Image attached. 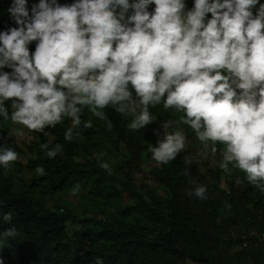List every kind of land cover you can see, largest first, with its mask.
<instances>
[{
    "label": "clouds",
    "instance_id": "9594fccd",
    "mask_svg": "<svg viewBox=\"0 0 264 264\" xmlns=\"http://www.w3.org/2000/svg\"><path fill=\"white\" fill-rule=\"evenodd\" d=\"M154 9L149 10V6ZM257 5L259 7L257 8ZM255 9V12L253 11ZM18 27L0 33V116L30 131L43 132L70 118L64 133L72 142L81 133L82 108L106 119L110 105L132 117L131 130L157 122L150 113H184L180 120L159 121L152 159L166 165L186 147L176 130L188 125L199 141L224 145L220 168L229 165L264 191V4L260 0H15L8 9ZM209 14L211 17L209 18ZM36 41L34 52L29 45ZM111 127V121H108ZM89 122L84 127H90ZM47 135V133H44ZM49 158L59 143L40 145ZM207 158V154H203ZM18 159L11 148L0 151L6 168ZM107 170L109 164L98 160ZM189 197L208 199L205 185L192 175L193 161L183 158ZM38 174L44 173L37 167ZM12 213L3 214L10 223ZM16 228H6L12 236ZM243 232L246 247L260 246L264 232ZM243 236L245 238H243ZM254 243H257L256 245ZM97 264H102L98 259Z\"/></svg>",
    "mask_w": 264,
    "mask_h": 264
},
{
    "label": "trees",
    "instance_id": "16d2710c",
    "mask_svg": "<svg viewBox=\"0 0 264 264\" xmlns=\"http://www.w3.org/2000/svg\"><path fill=\"white\" fill-rule=\"evenodd\" d=\"M57 2L71 5L75 0ZM14 3L0 0V33L18 27L8 11ZM38 3L28 0L29 9ZM185 3L191 8L194 0ZM36 43L29 45L30 51ZM5 104L11 115V101ZM103 111L106 119L82 108V123L74 127L81 135L72 142L64 139L73 127L70 118L43 132L32 131L34 156L25 164L32 173L28 183L14 175L22 169L23 149L1 130L12 121L10 115L7 120L0 116V151L11 148L18 154L11 166L0 165V264H97L98 259L102 264H264V243L243 247L241 239L243 232H264V191L233 165L222 172L228 186L222 189L218 173L224 147L215 145L216 169L210 170L203 153L193 152L187 143L174 161L162 165L152 159L157 142L153 129L162 120L179 121L184 113L165 109L161 101L150 106L157 122L131 130L130 115L119 114L111 105ZM85 122L91 126L84 127ZM178 127L189 128L182 123ZM48 141L63 146L55 158L40 147ZM185 156L193 161L192 175L207 187V200L186 195L191 185L183 175ZM98 160L109 168H101ZM147 162L158 188L134 181ZM37 167L44 173L38 174ZM71 188L81 191L74 206L67 200ZM6 212L12 213L10 223L3 220ZM68 224L79 227L69 234ZM13 226L16 233L6 236L5 229Z\"/></svg>",
    "mask_w": 264,
    "mask_h": 264
},
{
    "label": "rangeland",
    "instance_id": "374dc122",
    "mask_svg": "<svg viewBox=\"0 0 264 264\" xmlns=\"http://www.w3.org/2000/svg\"><path fill=\"white\" fill-rule=\"evenodd\" d=\"M6 129V130H5ZM1 130H5L7 132L8 135L13 136L16 141L20 144V146L23 149V153L19 156V160L22 163V169L18 170V171H14V175L23 180L24 182L28 183L30 181L31 178V171L25 167V164L27 162L28 159L33 158L34 156V151L30 146V141L32 138V131H30L29 129H27L26 127H24L23 125L20 124H16L13 121L7 122L5 124V126H3L1 128ZM176 130H180L183 131L185 136H186V143L190 145L191 149L193 150V152L196 153H203V154H207V158H205V156L202 154L201 157L203 159V161H207L209 163V169H216V158L213 157V152H212V147L213 145L208 143L205 144L201 141L198 140V138L196 137L195 132L189 127L187 130H184L180 127H178ZM217 146L221 147V149H223V147H225L222 144H217ZM214 147H216L214 145ZM203 171H205V169L202 167ZM220 169V173H218L219 179L221 181V187L222 189H227V185L225 184L224 180H223V171L221 168ZM134 181L137 185H147L150 188H158L159 185L158 183L155 181V179L153 178L152 174H151V168L149 163H143L142 164V170L139 173H136L134 176ZM81 193L80 190H78L77 188H71L70 190L67 191V200L70 202V205L74 206L77 202L78 196ZM76 208V207H75ZM77 209V208H76ZM80 212V209H77ZM93 210H91L89 212V214H93ZM78 224L74 225V224H68V232L69 234L72 233V231L74 229H78ZM248 236L251 235H256V233L254 231H251L249 233H247ZM188 264H193L191 262L188 261Z\"/></svg>",
    "mask_w": 264,
    "mask_h": 264
},
{
    "label": "built area",
    "instance_id": "2783aa9c",
    "mask_svg": "<svg viewBox=\"0 0 264 264\" xmlns=\"http://www.w3.org/2000/svg\"><path fill=\"white\" fill-rule=\"evenodd\" d=\"M243 238H245L244 236H243ZM261 240H264V237L262 236L261 237ZM246 244V241H245V239H244V241H243V245H245ZM255 245L257 244V243H254ZM264 262V261H263Z\"/></svg>",
    "mask_w": 264,
    "mask_h": 264
}]
</instances>
